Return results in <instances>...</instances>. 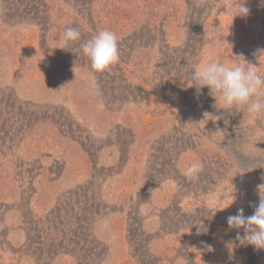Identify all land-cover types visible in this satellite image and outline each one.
<instances>
[{"label":"rangeland","instance_id":"rangeland-1","mask_svg":"<svg viewBox=\"0 0 264 264\" xmlns=\"http://www.w3.org/2000/svg\"><path fill=\"white\" fill-rule=\"evenodd\" d=\"M237 3L0 0V264H264L226 222L258 203L264 113L183 103L209 62L264 78V6ZM105 29L119 60L97 72L81 45Z\"/></svg>","mask_w":264,"mask_h":264},{"label":"clouds","instance_id":"clouds-1","mask_svg":"<svg viewBox=\"0 0 264 264\" xmlns=\"http://www.w3.org/2000/svg\"><path fill=\"white\" fill-rule=\"evenodd\" d=\"M247 0H238L234 5L236 16L246 17L250 14ZM264 6V0H260ZM81 33L74 27H68L63 33L65 47L70 42L78 41ZM84 54L90 59L91 67L97 72H104L119 60L118 37L111 30H101L82 45ZM248 64H251L247 62ZM187 71V66L185 67ZM191 80L186 87H195L199 93L207 87L208 94L218 103L223 104L222 109H243L249 115L264 113V78L254 67H246L244 63L209 62L190 70ZM199 162L192 163L186 169V176L190 179L196 177L201 171ZM258 203L253 205V213L245 215L244 209L229 215L226 222L229 229H235V240L243 246H252L255 250H264V184L258 186ZM236 202V196L227 206L217 211H223ZM240 230H243L241 233Z\"/></svg>","mask_w":264,"mask_h":264},{"label":"trees","instance_id":"trees-1","mask_svg":"<svg viewBox=\"0 0 264 264\" xmlns=\"http://www.w3.org/2000/svg\"><path fill=\"white\" fill-rule=\"evenodd\" d=\"M192 18H193V16L192 15H189L188 16V19H187V22H185V25H184V27H185V29L187 30V33H188V37H187V43H188V46L191 44V35L193 34V31L192 30H190V27H191V24L190 23H188L189 22V20H190V22L192 21ZM118 45H120V43L118 42ZM176 50V49H175ZM177 51V50H176ZM184 60H186V57H185V55H183V54H181L180 55V57L178 58V60L176 61H172L171 60V63L173 64L174 63V66L176 67L175 68V70H177L176 72L177 73H182V72H186V70H185V67L187 66V63H185L184 62ZM187 68H189V66H187ZM174 74H176V73H174ZM193 93H192V99L190 100L187 96H188V94H186V96H185V94L183 95L184 97V101H183V103L184 102H187V101H189V102H192V100H195V99H193V98H196V95H198V94H201V95H207V93H208V88L207 87H205V88H203L199 93L198 92H196L197 91V89L194 87L193 89ZM198 97V96H197Z\"/></svg>","mask_w":264,"mask_h":264}]
</instances>
